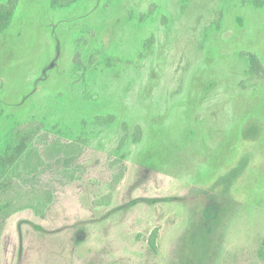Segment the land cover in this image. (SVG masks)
<instances>
[{
    "label": "rangeland",
    "instance_id": "obj_1",
    "mask_svg": "<svg viewBox=\"0 0 264 264\" xmlns=\"http://www.w3.org/2000/svg\"><path fill=\"white\" fill-rule=\"evenodd\" d=\"M13 1L0 264H264L263 0Z\"/></svg>",
    "mask_w": 264,
    "mask_h": 264
},
{
    "label": "trees",
    "instance_id": "obj_2",
    "mask_svg": "<svg viewBox=\"0 0 264 264\" xmlns=\"http://www.w3.org/2000/svg\"><path fill=\"white\" fill-rule=\"evenodd\" d=\"M261 4L262 5L264 4V0L261 2ZM15 6H16V0L13 1L12 3H10V5L4 6V8L11 11L14 9ZM112 119H113V117L109 118L110 121H112ZM109 120H108V122H109ZM23 127H25V126H23ZM23 127H20L18 129L14 130V138L12 139V141H13L12 144L15 147L16 153H24L26 150V147H27V141H26L27 130H26V128H23ZM140 138H141V127L138 126L137 127V134H136L137 141H139ZM12 155H13L12 153L8 152V153H6V155L0 157V169H1V166H3V165L6 166L8 164V162H11L10 159L12 158ZM0 175H2V173ZM123 176H124L123 171L118 173L114 178L115 183H119L123 179ZM154 242L155 241H153L152 243L154 244Z\"/></svg>",
    "mask_w": 264,
    "mask_h": 264
}]
</instances>
